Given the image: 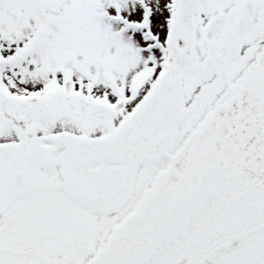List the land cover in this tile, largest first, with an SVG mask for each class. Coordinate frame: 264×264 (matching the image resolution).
<instances>
[{
    "label": "snow or ice",
    "instance_id": "6c2138e0",
    "mask_svg": "<svg viewBox=\"0 0 264 264\" xmlns=\"http://www.w3.org/2000/svg\"><path fill=\"white\" fill-rule=\"evenodd\" d=\"M0 264H264V0H0Z\"/></svg>",
    "mask_w": 264,
    "mask_h": 264
}]
</instances>
